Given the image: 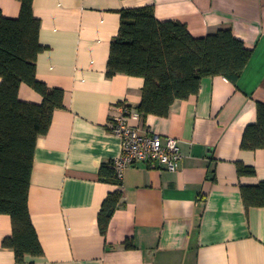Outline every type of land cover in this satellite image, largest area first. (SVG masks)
<instances>
[{"label": "crops", "instance_id": "1", "mask_svg": "<svg viewBox=\"0 0 264 264\" xmlns=\"http://www.w3.org/2000/svg\"><path fill=\"white\" fill-rule=\"evenodd\" d=\"M141 6L158 20L184 23L195 37L229 28L251 55L236 81L202 78L198 92L176 99L167 116H129L131 124L176 138L182 158L173 172L131 165L116 184L98 175L121 153L108 119L122 103L136 112L144 80L108 77L106 65L119 11ZM0 10L16 18L20 2L0 0ZM32 11L44 46L36 78L64 90V107L36 139L28 188L43 253L16 262L2 246L11 219L0 214V264H264V207L246 208L240 192L264 181V149L240 147L257 102L264 103V0H33ZM19 97L42 100L24 83ZM238 162L255 173L238 174ZM114 191L121 199L102 235L97 215Z\"/></svg>", "mask_w": 264, "mask_h": 264}, {"label": "trees", "instance_id": "2", "mask_svg": "<svg viewBox=\"0 0 264 264\" xmlns=\"http://www.w3.org/2000/svg\"><path fill=\"white\" fill-rule=\"evenodd\" d=\"M18 1V17H5L0 10V214L9 215L12 226L2 246L14 251L16 262H23L26 255L43 253L30 219L28 188L36 139L48 131L54 111L64 107V90L50 88L36 78V58L44 49L38 38L40 21L33 15V0ZM119 13L106 75L143 78L136 110L142 118L149 114L167 116L176 99L198 92L204 77L221 75L236 81L251 55L229 28L195 37L178 20H158L151 6L124 8ZM23 83L42 96L40 103L20 99ZM240 147L264 149V103L257 102L256 120L245 126ZM110 161L99 168V178L118 184ZM236 165L240 175L255 173L252 166ZM240 192L246 208L264 207V181L241 185ZM120 199V191L104 198L97 215L102 235Z\"/></svg>", "mask_w": 264, "mask_h": 264}, {"label": "built area", "instance_id": "3", "mask_svg": "<svg viewBox=\"0 0 264 264\" xmlns=\"http://www.w3.org/2000/svg\"><path fill=\"white\" fill-rule=\"evenodd\" d=\"M116 112L110 113L109 130L119 136L121 153L111 160L118 180L122 179L124 170L135 164L147 168L176 171L182 158L178 140L172 136H161L137 124H131L128 117L139 119L140 114L132 112L125 104L116 106Z\"/></svg>", "mask_w": 264, "mask_h": 264}]
</instances>
